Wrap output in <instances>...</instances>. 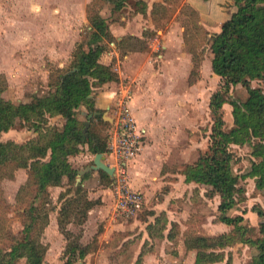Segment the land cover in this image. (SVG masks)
Masks as SVG:
<instances>
[{"label": "rangeland", "instance_id": "rangeland-1", "mask_svg": "<svg viewBox=\"0 0 264 264\" xmlns=\"http://www.w3.org/2000/svg\"><path fill=\"white\" fill-rule=\"evenodd\" d=\"M135 1L128 0L120 9L112 10V4L108 0H0V97L23 101L29 100L32 94H46L52 88L47 84L49 74L52 72L55 75L68 69L76 45L88 39V11L92 15L98 12L106 17L108 22H114V25L118 26L134 14L135 9H140L143 2ZM155 2L158 4L153 7L148 20L152 21L148 22L142 37L126 34L119 41L114 36L111 40L114 43L109 41L105 50L114 48L121 55L130 49L136 51L135 55L138 56L140 64H144L143 68L140 67L141 71L134 61L133 66L128 60L120 65V77L124 83H131L132 89L137 81L142 80L139 75L145 71L147 65L152 71L166 72L162 60L166 55L174 57L171 63H165L166 67L168 65L167 69L172 71L173 79L167 80L168 90L165 87L162 90L157 89L156 100L155 96L152 99L156 104L153 106V127L149 128L151 136L144 137V144L150 145L152 149L147 152V167L143 166L142 171L161 176L165 186L161 187V190L155 193L156 198L147 204H143L144 196L141 193L142 204L129 215L114 211L112 196L107 212L100 220L92 219L88 223L86 219L82 224L67 222V228L75 234L82 233L80 238L87 240L91 251L86 255V260L91 264H139L141 259L144 261V256H151L150 252H154L152 256L155 254V258L150 262L146 261V264H191L196 251L206 248L207 245L210 248L212 244H208L209 241L219 240L215 235L233 227L218 220L219 196L207 193L208 187L201 183H195L192 191L187 188L179 192L180 195L173 200V206H168L167 210L155 205L170 182L182 174L184 165L194 162L199 154L208 148L213 122L209 99L221 83L220 76L213 74L208 66L212 57L209 36L216 28L213 25L220 24L229 14L230 5L225 4L226 2L218 3L219 5L210 2V13L203 15L196 7L182 0ZM216 5L219 6L218 9L213 7ZM219 9L220 13L217 12ZM170 25L173 27V33L167 38L164 34ZM142 30L140 27V33ZM166 40L169 42V54L165 51L167 46H161L166 44ZM111 68L114 70V65ZM158 81L159 86L164 84L163 78ZM143 83L142 80L141 84ZM251 84L264 90V79H253ZM116 88L118 97L120 83ZM94 91L98 92V88H94ZM229 93L231 98L239 100H243L247 95L246 89L240 84L232 85ZM117 99L109 109L103 111L102 116H108V111L111 116L114 114ZM169 101L171 107L167 106ZM82 107L80 109L85 110ZM221 114L224 119L223 127L227 129L232 125L231 105L228 102L223 104ZM77 116L86 120L83 114L77 113ZM61 120L59 116L50 118L51 123L61 124ZM95 122L96 128L100 127L101 133L106 134L107 130L102 128L99 120ZM34 135L36 133L31 128L17 124L7 131L0 132V139L22 142ZM230 149L233 152L232 165L235 173H247L252 159L249 145L231 144ZM72 156L74 155L69 156L71 164L74 161L73 158L71 160ZM126 176L129 181L130 173L127 167ZM97 177L99 179V175ZM110 177L111 180L107 183L109 186L113 174ZM95 181L90 180L85 184L82 182L80 185L88 197L94 198L91 191L96 187ZM105 182L103 181V184H106ZM78 183L75 180L69 183L65 177L60 185L49 186L48 193L35 200L36 204L39 203L38 207H44L43 211L45 210L42 211V217H37L32 232L35 240L46 248L42 264H62L64 261L65 236L60 231L57 220L62 200H59L58 195L62 192L67 198L73 196L77 192ZM239 184L244 187V192L238 195L237 204L228 213L243 216L246 237H260L263 232L259 223L264 216H259L253 207L264 210V190L256 188L254 178L250 176H240ZM33 187V183L28 179L27 168L10 163L4 167L0 166V249L6 250L14 236L19 238L22 235L23 220L26 218L23 210L32 199ZM189 196L193 198L190 199ZM153 213L157 214L153 216ZM149 217H157V220L150 224V228L145 227L150 236L143 239V228L137 222L148 220ZM73 218L77 217H70ZM131 221V224L126 223ZM143 225L145 224L142 222ZM127 230L132 232L126 233ZM105 232H110V237L102 240L98 235ZM197 235L204 237L199 248H187L185 239ZM139 246L141 254L137 255ZM98 248L100 249L97 250ZM211 249H214V246ZM207 251H213L220 260L221 253L223 254V260L217 264H247L257 249L245 242L235 241L222 249L215 247V250ZM15 264L27 263L24 257H20Z\"/></svg>", "mask_w": 264, "mask_h": 264}, {"label": "trees", "instance_id": "trees-1", "mask_svg": "<svg viewBox=\"0 0 264 264\" xmlns=\"http://www.w3.org/2000/svg\"><path fill=\"white\" fill-rule=\"evenodd\" d=\"M108 1L112 10H118L128 0ZM224 2L230 7L235 6V10L221 21L219 31L209 36L211 68L221 79L219 88L209 99L213 117L209 144L194 162L184 165L182 173L185 181L204 184L208 187L207 193L219 196L218 220L233 226L229 231L215 235L222 245L241 241L254 246L257 252L247 264H264V219L259 223L263 235L246 237L243 216L228 213L237 204L238 195L244 192V187L239 184L240 176L253 177L256 188L264 190V90L251 84L253 79H264V0H223L221 4ZM156 4L154 2L153 7ZM144 6L142 4L140 9L143 10ZM88 19V39L76 45L68 69H59L61 71L55 75L52 72L49 74L47 84L52 88L46 94H32L26 101L0 97V132L20 124L36 133L22 142L0 139V166L10 163L27 168L28 179L34 186L32 199L23 210L26 218L23 220L22 235L19 238L14 236L6 250L0 249V264H15L20 257H24L27 264H42L46 248L35 240L32 232L37 217L43 215L44 207H38L39 203L36 204L35 200L47 194L49 186L60 185L65 177L69 183L74 182L78 169L71 164L69 156L78 153L81 145L86 144L93 154L106 151L107 131L102 134V129L96 128L95 120H99L106 130L109 122L102 116L103 109L95 105L94 88L107 81L118 80L111 66L99 61L106 44L114 36L108 20L100 13L92 15L88 11ZM236 84L246 89L247 95L243 100L229 96L231 86ZM226 102L231 105L232 115V125L227 129L223 127L221 114ZM81 106L85 110L80 109ZM92 112L99 113L88 118ZM77 113L83 114L86 120L79 119ZM53 116H59L62 123H51ZM231 144L249 145L252 159L247 173H235ZM98 171L106 184L110 182L107 172L103 169ZM82 180L73 196L67 198L61 191L58 195L62 207L57 220L65 236L62 264H87L85 256L90 251L89 245L81 241L82 233L75 234L66 227L71 221L82 224L88 210L100 202L83 193L80 187ZM253 209L259 216H264L260 207ZM203 238L199 235L187 237L186 247L198 249ZM197 257L198 251L193 264H196Z\"/></svg>", "mask_w": 264, "mask_h": 264}, {"label": "crops", "instance_id": "crops-1", "mask_svg": "<svg viewBox=\"0 0 264 264\" xmlns=\"http://www.w3.org/2000/svg\"><path fill=\"white\" fill-rule=\"evenodd\" d=\"M142 1H143L142 4L145 5L144 9L143 10L135 9V13L130 15V17L127 18L124 22H121V24L119 23L118 26H115L114 22H111V23L108 22L109 29H110L112 35L116 36L115 38L117 40L120 41L122 36L126 35V34L134 35L137 37L143 36V34L145 32V28L148 26V22L152 21V20H150V21H148V20H149L150 14L152 13L153 4L156 0H142ZM182 1L188 3L189 5L196 7L201 14L208 15V13H210L208 11L209 3L214 2V3L218 4V3H222L223 0H182ZM127 2L128 1L123 2L122 6H124V3H127ZM218 5L213 6V7L218 9L219 8ZM234 10H235V6H231L230 12L234 11ZM220 11H221V9H219L217 12L220 13ZM230 12L225 17V19L229 17ZM121 18L124 19L125 17L121 16ZM204 18L206 19V17H204ZM220 24H221V21H220ZM220 24L213 25L214 27H216L213 32L219 31ZM140 27L143 28L141 33L139 31ZM171 28H173V27H171V25H170V27L168 28L169 30L167 32H165V34H164V36H166L167 38L173 33V29H171ZM113 30L114 31L116 30V32L114 33ZM113 43L114 42H112L111 44H113ZM167 43L169 45V42L166 40V44L163 43L161 46L166 47ZM167 48L168 49L165 50L166 53H168L170 50L169 46H167ZM139 51H141V50H139ZM135 53H136V51L130 49L127 51V53H124L121 55L116 49L112 48V50L106 51L105 54L102 53L100 55L99 61L101 63H104L106 65H111V66L114 65L115 69H117V67H119L118 70L116 71V73L118 75V80L117 81L110 80V81H107V82L101 84L100 86H98L97 87L98 92L95 93L94 99H95L96 107L101 108V109H103V111H105L106 109H109L111 107V104H113V102L115 101V99L119 97V96L117 97L118 89L116 88V85L120 83V87L123 86L124 84L130 86L131 90H130L129 98L127 100V106L129 108V111H130L132 117L135 119L137 125L139 127H141L144 132H143V136H142V142H141V145H140L138 151L135 153V155L130 160L126 161V167L128 168V171L130 173V180L128 179L129 180L128 183L130 184V186L133 187V189L139 190L141 193H143V196H144V203L143 204H147L150 200H152L153 198H156L155 193L160 191L161 187L165 186V185H163V184H165L164 183L165 181L163 180V178L161 176H153L154 174L151 173L150 171L149 172L148 171L147 172L142 171L143 166L147 167V159L149 158V154L147 152H149L152 149L150 145L144 144V142H145L144 137L146 138V136H147V138H149V136H151L149 134V128L153 127L152 126V122L154 120V116H153L154 107L153 106L156 103H154L152 99L155 96V100H156V95L158 94V92H157L158 88H161V90H162V88L165 87V89L168 90L169 86L167 84V80L169 78L173 79L171 76L172 71L167 69L168 65L166 67L165 63H171L174 57L172 58L171 56L166 55V57H164V59L162 60V66H163V69L166 68V72L165 71H163V72L152 71L151 69H149V67L147 65L145 71H143V73L141 75H139V79L142 78L144 83L141 84L142 80L137 81L135 83L134 89H132L131 83H124L122 77H120V76H122V72L120 70L121 69L120 65L124 64V62L128 60L129 62H131L132 66H133V61H134V62H136L137 67L139 68V71H141L140 67L143 68L144 64H140L138 56H136ZM160 56H161V54H160ZM112 62H113V64H112ZM208 66H209V68H211V59L208 63ZM192 68H191V70H192ZM211 70H212V68H211ZM213 74H215V73L213 72ZM215 75H217V74H215ZM160 78H163V82H164V84L161 83V86H159V84H158V82H159L158 79H160ZM153 94H155V95H153ZM23 101H26V100H23ZM170 103H171L170 101L167 103L168 107H171L172 104H170ZM108 113H109L108 116L103 115V118L108 120V122H109V125L107 128L110 127V125L112 124V121H113V116L110 115V111H108ZM80 147H81L80 151L76 154H73L74 156L71 157V160H72V158L74 159V161L72 162V165L74 167H76L78 170L84 169V171L80 175V181L82 180V176L85 175V176H83V180H82L83 184H85L86 182H88L90 180H96L95 181L96 187L93 191H91V193L94 195V198H97L100 201L99 203L95 204L96 206H92L87 212L86 219H87V222L90 223L92 219H95V221H98L102 218L101 216H104L106 214L107 207L110 204V201H112V192H111L110 186L108 184H103V179H102L103 176L100 175V173L98 171L99 169H85L86 167H89L93 163V158H94L95 154L91 153L87 149L86 144H83ZM101 158H102V161L107 163L108 165H110V166L113 165L114 161H113L111 155L103 153ZM139 167L141 169H137ZM113 172H114V170H113ZM135 172H137L139 175H135L136 174ZM97 174L99 175V179L97 177L98 176ZM176 178L174 180H172L171 182L169 181L170 185H168V187L164 190V192L160 196V200H158V202L156 201L155 205L164 207L167 210L168 206H173L172 205L173 200L175 197H178L180 195L179 192H181V191L183 192L187 188H190L192 191V186H194V184L196 183L194 181H185V176L183 173L179 174V177H176ZM82 182H81V184H82ZM192 196H189L190 199L193 198ZM90 198H92V197L90 196ZM156 214L157 213H153V216ZM156 220H157V217H149L148 220H140L139 222H137V224H139L143 228V231H142L143 232V234H142L143 239L149 238V236H150L149 233L147 234L145 227L150 228L151 227L150 224L155 223ZM142 222L145 225L142 226ZM126 223L131 224L132 221L126 222ZM132 230H127L126 233H130V232H132ZM139 231H140V228H139ZM110 234H111L110 232H105V233L99 234L98 236H99V238H103L102 240H106L107 237H110ZM152 235H153V233H152ZM213 240L214 241H209V243H208V244H212L210 246V248L207 245L206 248L203 247V249L198 250V257H197L196 264H217V262L219 263V261L223 260L224 256L222 253H221V260H220V258H216L217 256L215 253H213V251H207L208 249L215 250V247H220L222 249L223 245H221V242L217 239H213ZM81 241L84 244H87V240H83V238H82ZM204 244H207V243H203V245ZM213 246H214V249H211ZM99 249L100 248H98L97 250H99ZM90 251L87 254H90ZM140 252H141V247L136 252V254L138 255V254H140ZM156 252H158V251H156ZM150 253H151L150 254L151 256H149V257H147L148 255L144 256V261L142 262V259H141L139 264H146L145 263L146 261L150 262L152 259H154L155 254H154V257L152 256V254L154 252H150ZM196 256H197V251L195 254V258H196ZM211 256H215V257H211ZM86 258L87 257L85 256V260H86ZM146 258H147V260H146ZM195 258L193 259L191 264L194 263ZM86 263L91 264V263H89L88 260H86ZM134 263L135 262H133V264ZM123 264H129V263H123Z\"/></svg>", "mask_w": 264, "mask_h": 264}, {"label": "built area", "instance_id": "built-area-1", "mask_svg": "<svg viewBox=\"0 0 264 264\" xmlns=\"http://www.w3.org/2000/svg\"><path fill=\"white\" fill-rule=\"evenodd\" d=\"M130 90V86L125 84L120 88L116 109L112 115L113 121L107 129L106 151L103 152L112 155L114 159L110 186L114 211L124 212L126 215L133 213L143 202L141 192L128 184L126 176V161L138 151L144 132L127 106Z\"/></svg>", "mask_w": 264, "mask_h": 264}, {"label": "water", "instance_id": "water-1", "mask_svg": "<svg viewBox=\"0 0 264 264\" xmlns=\"http://www.w3.org/2000/svg\"><path fill=\"white\" fill-rule=\"evenodd\" d=\"M99 112H92L88 114V118L91 117L94 114H97ZM87 125V122H86ZM102 155L103 152H96L93 158V163L89 166L86 167L85 169H103L105 172H107L110 176L113 174V166L108 165L107 163L102 161ZM84 171V169H79L77 171V176L75 178V182L78 183L80 180V175Z\"/></svg>", "mask_w": 264, "mask_h": 264}]
</instances>
